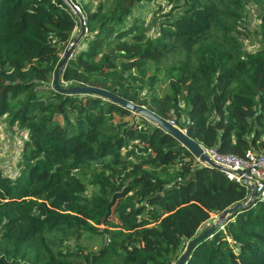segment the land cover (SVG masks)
Wrapping results in <instances>:
<instances>
[{
	"label": "trees",
	"instance_id": "obj_1",
	"mask_svg": "<svg viewBox=\"0 0 264 264\" xmlns=\"http://www.w3.org/2000/svg\"><path fill=\"white\" fill-rule=\"evenodd\" d=\"M148 1L82 6L62 90L78 1L0 0V119L27 133L16 172L0 167V264H264V199L222 216L243 185L144 115L66 91L108 90L222 154L264 151V39L248 53L240 38L264 0H167L143 23Z\"/></svg>",
	"mask_w": 264,
	"mask_h": 264
},
{
	"label": "rangeland",
	"instance_id": "obj_2",
	"mask_svg": "<svg viewBox=\"0 0 264 264\" xmlns=\"http://www.w3.org/2000/svg\"><path fill=\"white\" fill-rule=\"evenodd\" d=\"M76 1H78L79 5L74 4V6L78 7L81 13L85 5H90L91 8L94 9L99 2V0ZM159 5L160 7L164 6V11H168L170 9V6L167 4V0H152L144 2L136 8V12L139 14V18L142 19L143 23H147L150 21L153 9H157ZM76 11L78 10L76 9ZM259 14V8L254 5L253 2H249L246 6V16L244 18L245 26L243 28H240V31L243 33L240 38L243 43L244 50L248 53H253L258 50L262 45L261 41L264 39V26H261ZM82 15L84 14L82 13ZM78 28L79 26H76L73 31V33L77 35L76 38L78 37L79 32L81 33V28ZM85 29L86 28L84 24V33L86 32ZM154 31L155 28L151 27L148 31L149 35H152ZM73 40L70 45L66 46V48L64 47L65 51L63 52V54L60 55L62 59L65 55V52L73 43ZM77 46L78 44H76L75 47ZM80 47H83V44L80 45L78 48ZM156 90L160 95H163L165 92H167L166 83H157ZM181 130L184 131V129ZM26 137L27 133L25 131H21L16 125H11L8 121H6L5 117L0 119V167H2L5 172L9 173L10 175L16 172V164L18 159L20 158L23 143ZM89 189H92V186H89ZM217 220L218 219L216 215L212 214L210 219L200 227V230L202 231L207 226L215 224ZM82 243L85 244L88 249L96 250L100 242L97 237H94L92 242L87 243V241L85 240ZM186 246L187 243L182 244L179 247L176 255L181 256L185 252ZM174 258L172 260H174Z\"/></svg>",
	"mask_w": 264,
	"mask_h": 264
},
{
	"label": "water",
	"instance_id": "obj_3",
	"mask_svg": "<svg viewBox=\"0 0 264 264\" xmlns=\"http://www.w3.org/2000/svg\"><path fill=\"white\" fill-rule=\"evenodd\" d=\"M74 7V11L76 10L75 6ZM76 15L80 18V23H81V33L79 34V36L73 40V43L71 44V46L69 47V49L65 52V55L63 57V59H61L60 63L58 64L54 75H53V85L55 88L57 89H62L59 83V74H60V70L63 66V64L66 62L70 51L75 48L79 38L81 37V35L84 33V25H83V20H82V15L78 12H76ZM63 90V89H62ZM67 92H81V93H91V94H97L100 96H103L105 98H109L111 100H114L128 108H130L131 110H133L136 113L142 114L145 117L151 119L152 121H154L155 123H157L158 125H160L166 132L172 134L178 141H180V143L186 147L194 156H196L199 161L201 163H206L209 166H214L218 169L219 166L215 165L210 158L208 157V155L206 153H204L203 151V146L201 144H199L198 142H196L195 140H193L192 138L188 137V135H186V131L181 130L179 127L173 126L169 123L168 120L156 115L155 113H153L152 111H150L149 109H147L144 106L141 105H137L132 103L131 101H128L126 99H123L119 96H117L116 94H113L112 92L105 90V89H100L97 87H89V86H81L79 88H68L66 89ZM255 191L254 189L251 190V194L250 197L248 199V201L246 203H238L235 206H233L232 208L228 209L227 211H225L223 213L222 216H224L226 214V212H231L232 210L238 209L240 207L243 206H247L249 204H252L255 201V197H254ZM220 221H217L215 224H213L214 226H216L217 224H219ZM211 230H207V233H209ZM190 251V246L188 247V249H186V251L183 253V257L182 260H184Z\"/></svg>",
	"mask_w": 264,
	"mask_h": 264
},
{
	"label": "built area",
	"instance_id": "obj_4",
	"mask_svg": "<svg viewBox=\"0 0 264 264\" xmlns=\"http://www.w3.org/2000/svg\"><path fill=\"white\" fill-rule=\"evenodd\" d=\"M75 8L78 10H75V13L81 14L79 8L76 6ZM82 20L84 25V18ZM168 121L175 126L174 119H169ZM203 151L215 165L219 166L227 179L243 185L247 189V199H249L252 189L255 191L254 197L256 200L264 199V151L249 149L244 156L222 154L215 149L205 147H203ZM197 160L199 161L198 158Z\"/></svg>",
	"mask_w": 264,
	"mask_h": 264
}]
</instances>
